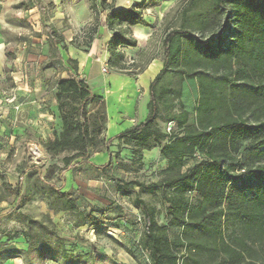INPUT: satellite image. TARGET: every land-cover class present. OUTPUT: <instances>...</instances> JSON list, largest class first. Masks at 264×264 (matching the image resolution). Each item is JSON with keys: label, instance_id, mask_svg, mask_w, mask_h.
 Segmentation results:
<instances>
[{"label": "trees", "instance_id": "obj_1", "mask_svg": "<svg viewBox=\"0 0 264 264\" xmlns=\"http://www.w3.org/2000/svg\"><path fill=\"white\" fill-rule=\"evenodd\" d=\"M145 3L108 14L107 27H125L106 43L112 65L127 68L120 47L137 46L130 27L145 25ZM179 18L178 26L168 30L163 39V67L150 83L147 119L107 141L118 139L127 144L131 160H142L143 164L145 151L161 147L167 161L165 177L159 184L168 203L167 224L159 223L157 209L144 198L137 196L134 200L142 213L143 244L153 264H180L181 248L196 251V257L187 255L192 264L207 263L197 257L203 253L210 256L212 264H259L264 258V0H186ZM46 31L52 57L60 49L67 50L62 34L48 25ZM67 62L73 74L57 82L61 131L42 145L52 156L68 148L78 151L63 159L66 167L62 173L75 165L74 161L79 160V166L102 151L110 154V160L95 167L107 171L113 156L106 140L102 148L93 150L99 141L93 136L88 112L91 103L101 102L99 112L106 130V101L93 92L87 78L79 76L78 61L69 57ZM144 69L129 75L136 76ZM187 79L196 91L193 109L183 101ZM191 116L194 122L190 124ZM158 119L166 125L174 122L172 131L161 130ZM69 135H73L71 142ZM197 155L200 160L187 164V159ZM119 156L118 151L115 157ZM242 158L248 159L253 168H248L247 178L238 185L235 182L243 174L233 171ZM226 162L231 164L226 166ZM252 179L254 185L248 184ZM46 183L60 197L71 195L61 192L54 183ZM22 185L23 176L13 189L18 198ZM191 192L201 196L197 205L191 203ZM224 202L226 207L222 208ZM65 203L64 209L74 205L67 199ZM227 210L233 222H238L228 236ZM91 218L95 224L97 220ZM172 227L182 228L183 234L172 238L168 234Z\"/></svg>", "mask_w": 264, "mask_h": 264}, {"label": "rangeland", "instance_id": "obj_2", "mask_svg": "<svg viewBox=\"0 0 264 264\" xmlns=\"http://www.w3.org/2000/svg\"><path fill=\"white\" fill-rule=\"evenodd\" d=\"M137 1L134 0L135 4L146 2L148 8L143 11L145 25L154 33L136 64L130 62L126 69L112 65V70L120 73H138L149 58H163L164 36L172 27L178 26L179 12L186 0H163L159 3H155V0ZM124 2L129 6L134 4L132 0ZM103 4L94 0H0V58L5 57L6 60L0 72V95H14L16 71L22 76L29 71L36 72L41 66L44 75L50 76L46 79L48 82L58 72L61 74L57 82L70 78L73 71L65 51L60 49L59 53L51 56L46 25L63 34L67 46L88 50L92 41L90 37L94 39L104 21ZM62 74L64 77H61ZM185 91L183 101L193 109L196 91L188 79ZM100 104L93 102L88 107L93 136L96 135V141H99L93 150L102 148L105 140H108L99 112ZM193 118L190 117V124L194 122ZM162 123L161 128L165 131L166 122ZM72 136L68 137L70 142ZM107 145L110 149V142ZM121 149L117 147L113 150V163L105 175L91 179L94 173L84 170L82 173L86 181L81 183V191L76 189L69 197L63 198L46 182H59V185H55L60 186L63 181L58 174L66 167L63 159L72 157L78 151L68 148L52 156L45 153L43 145L16 147L14 143L0 142V264H153L143 244L142 213L134 200L137 196L144 198L157 209L159 223L167 224L168 203L159 187L165 177L167 161L159 151L144 155V164L142 160L133 161L126 156L115 157ZM195 159L200 160L197 155V158L187 159V164ZM78 161L72 163L75 164V172H80L76 164ZM261 163H264V158ZM230 164L225 163L226 166ZM251 167L253 164L248 159L242 158L238 162L233 173L243 176L236 184L240 185L247 178L248 168ZM21 176L22 196L18 198L13 189ZM77 176L80 177L75 173L74 181ZM132 182L144 185L138 186ZM247 183L254 185V179ZM84 191L92 196L91 199L81 194ZM253 192L249 191L248 194L251 196ZM188 196L193 205L201 201V196L196 192ZM65 199L70 205L74 204L72 208L64 209ZM221 207L225 208L226 203ZM58 214L60 217L56 218ZM225 215L230 221L229 229L225 223L228 236L232 226L238 222H233L228 210ZM91 217L97 220L95 224ZM168 234L175 238L183 234V229L172 227ZM178 255L180 264H192L187 260V255L196 257V251L181 248ZM197 257L207 261L205 264H212V259L206 253L197 254ZM258 263L264 264V258Z\"/></svg>", "mask_w": 264, "mask_h": 264}, {"label": "crops", "instance_id": "obj_3", "mask_svg": "<svg viewBox=\"0 0 264 264\" xmlns=\"http://www.w3.org/2000/svg\"><path fill=\"white\" fill-rule=\"evenodd\" d=\"M94 1L102 2V0ZM132 2L136 3L134 0ZM103 7L104 21L94 35V39L90 37L92 41L87 52L77 46H68L67 50L64 51L68 58L71 57L78 61L79 76L87 78L93 92L104 97L108 118L105 133L107 139H109L147 119L149 114L150 83L162 69L163 58H149L150 60L146 63L144 71L136 76L112 70L110 55L105 50V46L116 32L125 27L115 26L114 29H110L105 25L107 16L113 10L118 11L131 6L126 4L124 0H106ZM144 19L146 20V17ZM153 31L150 27L143 24L130 27V35L137 40V46L120 47L125 54V67L130 62L136 64L139 61L140 55L144 53L154 33ZM1 50L0 48V52ZM5 63V57L0 58V72ZM103 67H106L108 71L104 72ZM14 74H16V76L14 75L15 82L13 85L14 95H0V142L14 143L16 147L21 145H42V142L54 139L55 134L61 131L62 122L55 94L57 88L56 79L60 77L61 73L58 72L50 82L46 80L50 76L48 74L44 75L41 66H38L34 73L29 71L25 75L20 76L19 72L16 71ZM61 77H64V75L62 74ZM157 123V126L163 130L161 128L162 121L158 119ZM7 134L8 136H6ZM120 143L121 141L118 139H114L110 143L112 146L110 145L109 150L113 159V150L117 147L122 148L120 151L122 157L130 158L131 154L127 144ZM156 151L160 152L159 148L145 151L144 155L155 153ZM45 153L48 154L47 152ZM109 160L110 154L107 151H102L92 154L88 162L79 165L77 168L80 172H75L74 166L71 165L67 171L58 174L59 178L60 176L64 178L58 188L62 187L61 192L63 193H74L76 189L81 191L80 185L84 183L83 180L86 181L82 172L86 169L92 171L95 176L91 179H95L98 176L102 177L106 171L99 170L95 166L104 165ZM75 173L80 175V177L77 176L76 181H74ZM55 184L59 185V182ZM83 193L81 194L91 199L92 196L90 194L85 191ZM59 217L58 214L56 218Z\"/></svg>", "mask_w": 264, "mask_h": 264}, {"label": "built area", "instance_id": "obj_4", "mask_svg": "<svg viewBox=\"0 0 264 264\" xmlns=\"http://www.w3.org/2000/svg\"><path fill=\"white\" fill-rule=\"evenodd\" d=\"M103 71L104 72H107L108 71V69L106 68V67H103ZM174 126H175V123L174 122H168L167 123V128H166V131L167 132H171L172 131V129L174 128Z\"/></svg>", "mask_w": 264, "mask_h": 264}]
</instances>
